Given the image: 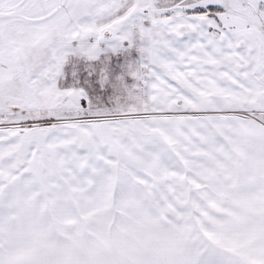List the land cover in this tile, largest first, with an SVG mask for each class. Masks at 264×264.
<instances>
[{
    "label": "snow or ice",
    "instance_id": "obj_1",
    "mask_svg": "<svg viewBox=\"0 0 264 264\" xmlns=\"http://www.w3.org/2000/svg\"><path fill=\"white\" fill-rule=\"evenodd\" d=\"M0 264H264V0H0Z\"/></svg>",
    "mask_w": 264,
    "mask_h": 264
}]
</instances>
